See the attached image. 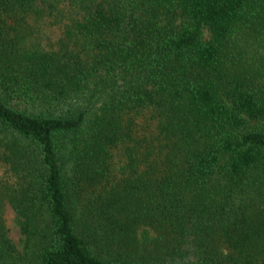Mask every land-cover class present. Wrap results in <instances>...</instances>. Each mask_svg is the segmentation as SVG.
I'll return each instance as SVG.
<instances>
[{"label":"trees","instance_id":"trees-1","mask_svg":"<svg viewBox=\"0 0 264 264\" xmlns=\"http://www.w3.org/2000/svg\"><path fill=\"white\" fill-rule=\"evenodd\" d=\"M263 77L264 0H0V264H264Z\"/></svg>","mask_w":264,"mask_h":264},{"label":"rangeland","instance_id":"rangeland-1","mask_svg":"<svg viewBox=\"0 0 264 264\" xmlns=\"http://www.w3.org/2000/svg\"><path fill=\"white\" fill-rule=\"evenodd\" d=\"M67 1H72V2H77V0H67ZM50 21H44L43 22V31L45 32V34H50L48 32V27H49V31H50V25H49ZM250 39V36H246L244 33H239L237 35V39L236 41L239 42L240 47L243 50L244 53V59H246L247 61L249 60L251 61H258L262 58L263 56V49H262V45L259 43H252ZM248 61V62H249ZM261 79V83H264V77L260 78ZM4 219H5V223H6V227L8 230V234L9 237L11 238V240L13 241V243L15 244V246L18 249H21L22 247V239L23 236L20 233L18 224L16 222V216L14 211L12 210V208L9 205H5L4 208Z\"/></svg>","mask_w":264,"mask_h":264}]
</instances>
